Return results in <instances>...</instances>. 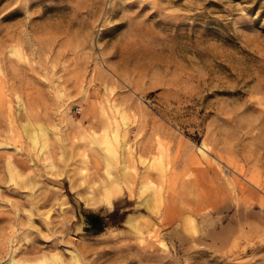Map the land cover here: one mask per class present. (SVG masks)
<instances>
[{
  "label": "rangeland",
  "instance_id": "rangeland-1",
  "mask_svg": "<svg viewBox=\"0 0 264 264\" xmlns=\"http://www.w3.org/2000/svg\"><path fill=\"white\" fill-rule=\"evenodd\" d=\"M72 254L264 264V0H0V264Z\"/></svg>",
  "mask_w": 264,
  "mask_h": 264
},
{
  "label": "bare ground",
  "instance_id": "bare-ground-1",
  "mask_svg": "<svg viewBox=\"0 0 264 264\" xmlns=\"http://www.w3.org/2000/svg\"><path fill=\"white\" fill-rule=\"evenodd\" d=\"M21 48V47H20ZM116 119V118H115ZM125 119V118H124ZM123 120V119H122ZM123 123H125V122H123ZM121 124H122V122H121ZM32 127V126H31ZM34 127V126H33ZM40 128V127H39ZM33 128H31L30 130H29V134H30V137L33 139V140H35V136H34V129L32 130ZM42 129V128H41ZM40 130V129H39ZM41 131V130H40ZM118 131V130H117ZM120 131H123V130H120ZM120 131H118V133L120 134ZM125 131V130H124ZM114 132V131H113ZM45 134V133H44ZM112 134V133H111ZM119 134H116V135H114L113 137H110L109 135V137H105V141H106V144H107V155H109L113 160H114V158H115V160H116V157H117V148H119L118 146L117 147H115L114 146V142L113 141H116L117 140V135H118V137H119ZM122 134V133H121ZM107 135V134H106ZM113 135V134H112ZM111 135V136H112ZM43 136V135H42ZM121 136V135H120ZM95 137V136H94ZM124 137H126V135L124 136ZM37 138V137H36ZM45 138V137H44ZM123 138V137H122ZM122 138H120V139H122ZM124 140H125V138H123ZM122 139V140H123ZM42 141H44V140H42ZM126 141V140H125ZM125 141H121V144L123 143V142H125ZM44 143H45V141H44ZM43 144V143H42ZM105 144V145H106ZM118 144V143H117ZM45 145V144H44ZM119 145H120V143H119ZM125 145V144H124ZM41 146H43V145H41ZM127 146V145H126ZM201 146V145H200ZM202 147V146H201ZM123 148V147H122ZM126 149H128V147L126 148ZM199 149V148H198ZM205 150V149H204ZM103 151H105V150H103ZM119 151H120V148H119ZM118 151V152H119ZM122 152V151H121ZM124 152H129V151H124ZM106 153V152H105ZM126 153H122L123 155L122 156H124V155H126ZM120 154V153H119ZM108 156V157H109ZM130 156V155H129ZM121 157V156H120ZM124 158V157H123ZM158 158V157H157ZM208 158V157H207ZM206 158V159H207ZM118 159V158H117ZM128 159H130V157L129 158H127V160ZM201 159V158H200ZM150 160V159H149ZM155 160V159H154ZM158 160V159H157ZM157 160H156V162H157ZM161 160V159H160ZM159 160V161H160ZM208 160V159H207ZM112 161V160H111ZM118 161H121V158L118 160ZM124 161V160H123ZM129 161H131V159L129 160ZM146 161V160H145ZM114 162V164H115V162L117 163V161H113ZM141 162H142V160H141ZM150 162V161H149ZM120 163V162H119ZM122 163H124V162H122ZM122 163H121V165H122ZM129 164V163H128ZM156 164V163H155ZM118 165V164H117ZM120 165V166H121ZM131 165V164H130ZM130 165H128V166H130ZM146 165H147V163H146ZM120 166H119V168H120ZM125 166H127V164L125 165ZM125 166L124 165H122L121 166V168H122V170H125ZM127 166V168H129ZM149 167V166H148ZM126 168V169H127ZM147 168V167H146ZM152 168V166L150 167V169ZM157 168V167H156ZM132 169H133V167H132ZM149 169V170H150ZM121 170V171H122ZM161 170V172H162V169H160ZM164 170V169H163ZM166 170V169H165ZM132 171H134V170H132ZM145 171V170H144ZM167 171V170H166ZM146 172V171H145ZM151 172V171H150ZM164 172V171H163ZM221 172V171H220ZM120 173V172H119ZM124 173V172H123ZM147 173V172H146ZM152 173V172H151ZM165 173V172H164ZM163 173V174H164ZM223 173V172H222ZM143 174H145V173H143ZM122 175V174H121ZM127 175V174H126ZM151 175V174H150ZM161 175V174H160ZM168 175V174H167ZM135 176V175H134ZM175 176V175H174ZM228 176V175H227ZM146 177H148V176H146ZM124 178V177H123ZM145 178V177H144ZM166 179H167V177H166ZM125 180V179H124ZM147 180V179H146ZM132 181V183H133V180H131ZM137 181V180H136ZM164 181V180H163ZM162 181V183H164ZM167 181V180H166ZM197 181V180H196ZM126 182V181H125ZM144 182H146V181H144ZM149 182V181H148ZM169 182V181H168ZM241 182V181H240ZM150 183V182H149ZM162 183H159V184H162ZM227 183V182H226ZM120 184H121V182H120ZM128 184V183H127ZM134 184V183H133ZM133 184H131V186H127V185H125V187L127 186V188H126V190L129 192V195H131V189L133 190V188H131V187H134L133 186ZM152 184V183H151ZM158 184V185H159ZM165 184V183H164ZM232 184V183H231ZM239 184V183H238ZM135 185V184H134ZM240 185V184H239ZM117 187H116V193H117V196H121V194L123 195V189H122V187H120L119 185H116ZM229 186H230V184H229ZM161 185L160 186H156L155 188L153 187H151V185L150 184H148L147 182L145 183V184H143V183H141V185H140V187H139V190L138 191H140V192H138L139 194H138V198H141L139 201H137V205L138 206H141L144 210H145V212H147L148 214H150V215H156V213H158V210L160 209V207L162 206V196H161ZM227 187V186H226ZM232 187V186H231ZM235 187V186H234ZM238 187V186H237ZM245 187V186H244ZM259 188V187H258ZM125 189V188H124ZM165 188L163 187V189H162V192H163V190H164ZM126 192V191H125ZM145 192H147V194H145L144 196H143V194L145 193ZM230 192V191H229ZM127 193V192H126ZM112 194L110 193V192H108V193H106V196H105V201H106V203L107 204H112V200H111V196ZM127 196H128V194H127ZM132 197V196H131ZM130 197V198H131ZM137 198V199H138ZM95 199V198H94ZM94 199H92L93 201H95ZM129 199V198H128ZM97 200V199H96ZM96 204H97V202H96ZM96 204H94V205H96ZM109 208H110V206H109ZM141 216H143V217H146L147 215H144V214H140ZM147 219V218H146ZM153 221V220H152ZM191 221H192V219H191V217H189L188 215H187V220H186V225H185V229L187 230V231H195L194 230V225L192 226V223H191ZM125 224L129 227V228H131V229H138L139 230V227H140V225H141V222H140V220H139V215L138 214H136V215H131L129 218L127 217V220H126V222H125ZM144 224V223H143ZM156 224V223H155ZM149 225H150V223H149ZM145 226V225H144ZM157 226V225H156ZM182 226V225H181ZM146 227V226H145ZM183 227V226H182ZM147 228V227H146ZM138 230H136V232L138 231ZM143 230V229H142ZM140 231V230H139ZM147 231V230H146ZM152 231L153 232H156V229L155 228H153V227H150V232L152 233ZM135 232V233H136ZM143 232V231H142ZM147 233H149V232H147ZM157 233V232H156ZM195 233V232H194ZM145 235V234H144ZM152 235V234H151ZM155 236H156V234H154ZM147 236V235H146ZM153 236V235H152ZM141 237V236H140ZM149 237H150V235H149ZM146 238H148V237H146ZM141 239V238H140ZM160 244H162V243H160ZM10 249V248H9ZM14 250V249H13ZM16 250V249H15ZM71 252V251H70ZM12 253H14L13 251H12ZM72 253V252H71ZM11 254V253H10ZM73 255V254H72ZM50 256V255H49ZM11 257V256H10ZM9 257V258H10ZM53 257V256H52ZM54 257H55V255H54ZM72 258H73V260H75V262L77 263V264H80V262L78 261V259L75 257V255H73V256H71ZM79 257V256H78ZM12 259H10V260H8V261H11L10 262V264H32V263H30V262H27V261H21V259H20V262H18V261H16V260H13V257H11ZM41 258H42V256H41ZM50 258H51V256H50ZM44 259H46L47 260V258H44ZM44 259L42 260V261H40L38 264H43V262H45L44 261ZM48 259H49V257H48ZM54 259H56V258H54ZM71 260V259H70ZM80 260V259H79ZM8 261L6 262V263H8ZM58 261H59V259H58ZM37 262V261H36ZM55 262H56V260H55ZM5 263V262H4ZM35 263V262H34ZM74 263V262H73ZM82 263V262H81ZM9 264V263H8ZM45 264H53V262H52V260H47L46 261V263ZM59 264V263H58ZM61 264H65V263H61ZM69 264V263H68ZM72 264V263H71Z\"/></svg>",
  "mask_w": 264,
  "mask_h": 264
}]
</instances>
